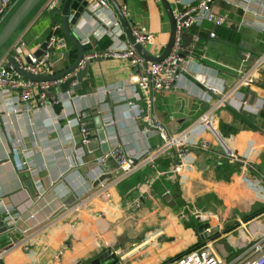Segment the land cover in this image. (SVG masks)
Returning a JSON list of instances; mask_svg holds the SVG:
<instances>
[{
	"label": "crops",
	"instance_id": "0c3cea01",
	"mask_svg": "<svg viewBox=\"0 0 264 264\" xmlns=\"http://www.w3.org/2000/svg\"><path fill=\"white\" fill-rule=\"evenodd\" d=\"M115 1L120 8L125 6L135 27L152 34V43L144 50L151 56L161 55L170 32V20L161 4L153 0ZM167 1L173 8L172 0ZM176 1L180 6H191L199 0ZM246 1L212 2L214 13L224 19L214 30L216 37L211 40L207 32H199L195 47L190 43L185 48L188 75L171 91L154 95V114L170 137L194 146L206 141L210 147L207 152L190 149L188 166L177 176L171 173L176 163L173 152L157 154L155 132L148 130L144 137L138 133L144 126L141 119L134 118L128 103H132L129 88L139 72L127 61H93L78 91L71 88L76 83L69 76L50 92L62 96L71 91L82 96L75 106H64L66 112L72 108L82 112L79 120L72 115L63 117L59 106L47 109L36 103L32 107L37 110L28 115L6 117L0 113V200L21 217L15 232L0 234V264H92L107 252L112 255L109 264H169L194 246L214 245L215 239L227 240L221 251L213 250L222 262L232 263L248 246L247 237L251 240L264 234V225L252 229L264 216V66L250 74L264 54V30L257 21L260 8L246 5ZM48 2H42L0 50V65L10 58L17 40L26 47L23 62L26 58L35 60L33 56L50 27L60 25L61 7L50 10ZM104 17L103 21H117L111 5ZM194 29L196 33L189 30L184 38L198 34L199 28ZM106 30L90 14L73 29L79 42L88 39L92 43L89 51L92 47L102 53L128 43L124 33L114 40L104 33ZM76 57L70 43L65 51L54 50V74L66 70L70 58ZM244 78L252 83L237 89ZM83 88L85 91L78 93ZM217 88L226 96L222 105L219 96L208 90ZM236 90L250 107H239ZM46 105L49 107V100ZM208 112L212 130L196 125ZM107 114L113 120V138L128 156L140 157L146 146L152 154L120 180L115 179L114 164L105 163L112 178L97 185L104 172L93 160L101 152L84 150L80 164L75 149L82 137L79 126L85 123L86 131L94 134V119L101 121ZM19 136L21 146H13L12 140ZM225 151L246 164L232 163ZM22 156L33 164L44 189L37 205L30 177L20 167ZM246 171L250 177L244 175ZM203 194L214 197L215 204L223 202L216 211H224L222 216L235 220L225 224V218L219 221L204 211ZM254 201L263 208L251 217L233 214L236 208L247 211ZM34 211L36 217L30 219ZM205 222L210 228L199 234L197 228ZM106 261L104 258L99 263Z\"/></svg>",
	"mask_w": 264,
	"mask_h": 264
},
{
	"label": "built area",
	"instance_id": "2783aa9c",
	"mask_svg": "<svg viewBox=\"0 0 264 264\" xmlns=\"http://www.w3.org/2000/svg\"><path fill=\"white\" fill-rule=\"evenodd\" d=\"M22 0H0V28L8 19V17L13 13V11L18 7ZM48 9L52 10L57 7L56 0H48ZM158 3L159 0H153ZM215 0H199L196 4L191 6H180L179 2L172 0V12L175 23V38L173 45L171 47L168 55L161 61L155 63H145L144 60L138 56L133 47L126 43L123 47H116L112 50H108L102 53L94 52L91 50L86 52L84 59L77 68V71L82 68V64L87 60L94 59H117L122 61H127L131 66L136 68L139 75L135 79V83L129 88L130 97L132 98V103L129 102L128 106L134 112L135 119H141L144 126L143 130L138 131L139 135L144 137L148 130L155 132L156 137L159 141V145L162 149L157 148V154H162L166 150L174 149V157L177 161L175 165L171 168V173L173 175H178L185 171L187 164V155L189 153L188 144L180 142L178 139L170 138L165 129L162 127L158 119L156 118L153 111L154 95L162 92L171 91L176 87L178 82H181L183 77L188 75L186 60V49L183 46V41L185 34L193 29L200 28L203 22H208L213 25L214 30L220 27L224 23V19L219 17L212 10V2ZM89 5L87 7V13L90 16L96 18L107 28L105 34L117 40L123 36L120 24L117 21L107 22L105 20L104 14L110 10V5L107 0H89ZM246 5H256L260 8L259 12V28L264 30V2L262 0H247ZM121 10L125 16H127V11L125 6H121ZM132 36L137 44H140L143 48L152 43V34L141 32L138 27L131 29ZM50 36L46 44V48L42 55L31 61V63H25L22 60L23 50L25 45L22 41L17 40L13 48H11L10 58L16 63L18 69L23 73L29 74L31 76H52L55 70V61L52 60V52L49 48L56 51H65L69 45L68 40L64 36L61 30V26L58 24H53L50 27ZM215 31L208 32V38L214 39ZM84 48H88L92 43L86 39L80 41ZM199 42L198 35H194L191 40L193 46ZM160 55L156 54L153 57H158ZM5 64L0 65V113L4 116H19L28 115L33 112V103L38 104V107H47V109L59 106L63 111V117L75 116L77 120L83 117V113L76 111L72 108L69 111H65V104L72 106L77 104L81 97L74 96L71 91L66 92L62 96H58L52 92L54 88L58 86L60 81L52 82H33L28 81L21 77L12 66H6ZM264 64V54L261 55L258 62L252 67L250 74L255 73ZM70 76H74V73ZM253 76V75H252ZM252 83V79L244 78L241 79L237 85L238 88L248 87ZM75 84H73L74 86ZM125 87L117 90L118 93L122 92ZM212 95L219 96V104L222 105L225 102L224 90L208 89ZM97 92L110 93L104 89H98ZM234 98L239 99V107L248 108L250 107L247 99L241 93H234ZM49 100V107L46 105V101ZM46 109V110H47ZM262 107L258 110L260 111ZM37 110V109H35ZM210 112L202 116L196 125L206 126L211 128ZM101 124L105 134V141L108 144V152L101 154L96 157L93 161L97 165H105L107 162H111L116 167L115 179L120 180L129 174L133 173L142 162L146 159H151V150L146 146L144 152L140 157L134 158L128 156L121 144L116 142L113 138V120L109 114L105 115L101 119ZM78 126L80 124H77ZM81 128V140L77 144L75 152L80 154L77 160L82 164V158L84 154V147L87 145L88 141L84 139L85 135L88 133L85 128ZM114 141V142H113ZM22 138L21 136L12 140L13 146H21ZM199 150L207 152L209 150V144L206 141H201L195 145ZM227 158L232 162H242L246 164L245 161H240L234 154L229 151H225ZM145 155V156H143ZM25 156V155H24ZM22 156V161H20V167L30 175L31 184L34 190V202L37 205L42 199L44 194L43 186L40 183L37 170L34 169L32 163L27 161L26 157ZM150 157V158H149ZM84 164V161H83ZM103 190V189H102ZM65 206H63V209ZM36 212L34 211L30 214L29 218L34 219L36 217ZM0 219L4 222L5 226L9 230L8 232H15L17 229V224L21 221L19 214L14 212L11 208L6 206L0 200ZM241 225V222H239ZM247 242L249 243L245 250L241 252L236 260L232 263H224L218 258L213 250V247L209 243H205L198 248L191 249L181 256L177 257L175 260L171 261L169 264H264V234L259 237L253 236L250 240L247 237ZM5 253V252H4ZM2 255L0 254V259Z\"/></svg>",
	"mask_w": 264,
	"mask_h": 264
},
{
	"label": "water",
	"instance_id": "95a60500",
	"mask_svg": "<svg viewBox=\"0 0 264 264\" xmlns=\"http://www.w3.org/2000/svg\"><path fill=\"white\" fill-rule=\"evenodd\" d=\"M45 0H22L20 5L13 11V13L8 17L6 22L0 28V50L5 47L14 34L21 28V26L27 21V19L31 16L33 11ZM57 4L61 7V18H60V26L62 33L68 40V42L75 48L77 52V57L74 62L64 71L59 74H54L52 76H31L29 74L23 73L18 69L16 63L12 60V58L7 59L6 66H12L15 71L24 79L33 82H52V81H63L65 78H68L70 75L74 73V76H71V82H75L76 84L71 88L73 90L78 91L80 89V85L82 80L86 77L88 67L93 61H100V59L87 60L82 64V68L77 71V68L81 64L84 59L86 52L81 45V42L78 41L77 36L74 34L73 29L77 28L80 24L83 16L87 13V7L89 5V0H56ZM111 5L116 18L120 24V27L128 41V43L133 47L135 52L140 56L145 63H155L163 60L171 50V47L175 38V23L173 18L172 8L167 0H159V3L165 10L168 18L170 20V32L168 36V41L166 43L165 49L163 53L158 57H153L149 55L144 48L135 42L134 37L132 36L131 29L135 27V23L129 16H125L120 8V6L116 3L115 0H107ZM50 33H48L44 41L38 47L34 54V58H39L43 51L46 48L47 41L49 39ZM193 36H189L186 39L184 38L183 46L186 48L192 40ZM52 48H49V51H52ZM30 58H26V63H31ZM84 122V121H83ZM96 132L94 134L87 133L84 137L85 140L88 141L87 145L84 147V150L88 153L99 151L101 154H105L108 152V144L105 141L104 130L100 121V118L94 119ZM83 123L81 125L82 128H86ZM100 170L104 172V174H100V178L96 182L97 185L105 180H109L112 178L108 168L105 165L99 166ZM29 175V174H28ZM30 177V175H29ZM28 178V176H27ZM29 185L32 187L31 181H29ZM210 228L209 223L205 222L201 224L197 228V232L200 234L204 230H208ZM9 230L5 226L4 222L0 219V234L8 232ZM108 254H103L98 260L92 262V264H100L99 262L106 258ZM110 260L104 262L103 264H109Z\"/></svg>",
	"mask_w": 264,
	"mask_h": 264
},
{
	"label": "rangeland",
	"instance_id": "374dc122",
	"mask_svg": "<svg viewBox=\"0 0 264 264\" xmlns=\"http://www.w3.org/2000/svg\"><path fill=\"white\" fill-rule=\"evenodd\" d=\"M21 3V2H20ZM20 3H19V5H20ZM18 5V6H19ZM6 22V21H5ZM3 26V25H2ZM15 35V34H14ZM263 66H264V64H263ZM216 135H217V133H216ZM218 136V135H217ZM170 137V136H169ZM170 138H172V137H170ZM173 139H178L180 142H182V140H181V138H173ZM183 143V142H182ZM198 143H201V141L200 142H198ZM197 143V144H198ZM196 144V145H197ZM189 146V150L190 149H194V147H196V146H194V145H188ZM157 148H159V149H162L161 147H160V145H159V143H158V147ZM169 151H172L173 152V155H174V153H175V150L174 149H169V150H166L164 153H166V152H169ZM164 153H162V154H164ZM187 158H188V155H187ZM176 161V160H175ZM187 161V160H186ZM177 162V161H176ZM244 175H248L249 177H250V173L249 172H245V174ZM252 178V177H251ZM253 180H254V178H253ZM256 181V180H255ZM252 184H253V188H255V185H254V182L252 181ZM166 194H168V192H166ZM204 195V194H203ZM203 195H201V197L203 196ZM204 197H205V199H206V201H204V206H206L205 208H204V211H207L208 213H212L215 217H218L219 218V221H221L222 220V218H225V224H228V223H232L234 220H235V218H232L231 216L229 217V216H226V217H224V216H222V213L224 212H217L216 211V209H219V207H220V209H221V206H222V203L223 202H221L220 203V201L218 202V203H216L215 204V202H214V197H212L210 194H207V195H204ZM213 198V199H212ZM216 201V200H215ZM246 202H248V201H246ZM245 202V203H246ZM260 202V201H259ZM251 204H252V206L251 207H249V209L247 210V211H243V210H240L239 208H236L235 210H233V214H236V213H238L241 217H251V215H254V213H257V212H259V211H257V210H261L263 207L262 206H260L261 204H264L263 202L261 203V204H259L257 201H254V202H251ZM200 206H201V204H200ZM238 207V206H237ZM256 210V211H255ZM222 211V210H221ZM232 212V211H231ZM253 219H255V218H253ZM228 222V223H227ZM224 224V225H225ZM257 224L258 225H260V226H263L264 225V216L263 217H261L260 219H258L257 221H256V223H253L252 225H254V226H252V229L253 230H255V227L257 226ZM235 235V234H234ZM217 239H215V240H213V242H215L214 243V245L213 244H211L212 245V247L214 248V249H216V251H221L220 249H222V246H224V245H227V240H222L221 242L220 241H216ZM219 240V239H218ZM224 244V245H223ZM105 254V253H104ZM106 254H108V256L106 257V260H108L109 258H111V256L112 255H110V253L109 252H107ZM112 261V260H111ZM113 262V261H112Z\"/></svg>",
	"mask_w": 264,
	"mask_h": 264
},
{
	"label": "trees",
	"instance_id": "16d2710c",
	"mask_svg": "<svg viewBox=\"0 0 264 264\" xmlns=\"http://www.w3.org/2000/svg\"><path fill=\"white\" fill-rule=\"evenodd\" d=\"M197 30H198V34H196V35H199V32H207L208 33V32H211L212 30L214 31V28H213V25L212 24H210L208 22H203L201 24L200 28L197 29ZM192 31H194V33H196V30L195 29L194 30L191 29V32ZM83 49H84L85 52H88L90 48H84L83 47ZM94 51L97 52L98 50L95 48ZM69 62L72 64L74 62V60H72V58H70ZM84 91H85V88L81 89L78 93H83ZM198 247L199 246H194V248H198ZM194 248H191V249H194Z\"/></svg>",
	"mask_w": 264,
	"mask_h": 264
}]
</instances>
